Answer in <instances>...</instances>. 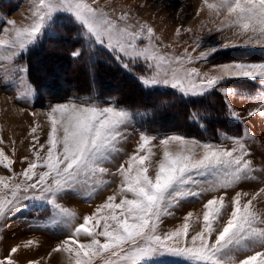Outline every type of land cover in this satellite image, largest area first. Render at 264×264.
Returning <instances> with one entry per match:
<instances>
[{"label":"snow or ice","instance_id":"snow-or-ice-1","mask_svg":"<svg viewBox=\"0 0 264 264\" xmlns=\"http://www.w3.org/2000/svg\"><path fill=\"white\" fill-rule=\"evenodd\" d=\"M203 3L218 18L223 15L227 27L238 29L237 35L247 37L248 43L264 45V0H216L215 3L203 0ZM59 12L70 13L96 44L113 53V58L128 73L140 72L138 80L145 87L164 85L188 97L221 92L228 113L241 123L243 117L230 103L237 93L226 87L225 82L249 79L258 81L264 89V63H225L213 66L215 74L201 73L195 67L184 66L196 62L190 55L181 60L161 54L154 43L152 28L139 25L134 29L127 23L121 24L87 0H37L31 24L17 27L9 20L7 23L11 28L0 29L5 37H9L0 40V47L11 49L10 56L14 61L18 54L38 42ZM127 20L126 15L119 17V21ZM218 47L227 48L228 45ZM216 50L212 47L202 51L198 59L206 61ZM82 55L79 49L71 52L73 58ZM134 65H142V68H134ZM24 72L26 69L18 68L11 75L22 76ZM8 75L5 74V78ZM22 84L21 79L18 87ZM31 91L24 89L23 94L29 95ZM254 99L259 100V107L247 115L264 117V92ZM49 120V149L43 162L36 153V160L29 162L22 174L23 184L9 188L5 178H0V186L11 192V199L0 195V220L24 207L22 201L25 199L50 205L53 209L50 225H61L70 230V235L52 249L54 253L68 254L66 264H95V260L105 253L111 255L107 264H149L164 257L180 258L185 264H264V251H256L239 261L234 259L235 254L250 252L256 245L264 247V217L252 207V201L264 193V187L243 205L241 194H237L231 201L230 211H224L223 197L208 200L204 204L202 228L190 238L191 213L181 227L167 233L159 231L162 217L171 215L172 209L182 201L254 179L255 169L248 158L250 151L242 137H232L230 149L223 143L203 142L180 135L162 138L163 158L154 176L148 174L150 165L146 161H149V155L131 156L129 167L121 165L118 169L122 178L118 191L120 202H115L116 195L109 196L96 213L84 217L83 223L76 226L75 214L59 204L58 199L61 194L75 190L82 180L87 181L98 174L102 177L106 173L103 165L117 152L120 141L126 136L132 113L116 105L101 106L91 99L73 100L52 106ZM152 139L154 137L147 133H141L137 151L143 152ZM170 142L177 144L179 150L171 151ZM5 160V167L10 168L13 162L0 150V163ZM38 167L46 170L36 173ZM202 177L211 178L206 181L207 188L201 182ZM21 191L28 195L18 197ZM101 219L103 229L97 231ZM81 236L86 237L87 242H81ZM101 236L103 243L99 239ZM16 251L12 249V252ZM0 264L4 261L0 260ZM8 264H13L11 258Z\"/></svg>","mask_w":264,"mask_h":264},{"label":"rangeland","instance_id":"rangeland-1","mask_svg":"<svg viewBox=\"0 0 264 264\" xmlns=\"http://www.w3.org/2000/svg\"><path fill=\"white\" fill-rule=\"evenodd\" d=\"M36 2L37 0H0V29H10L11 26L7 23L9 20L14 21L17 27H26L31 24L34 19L33 11ZM87 2L94 7L102 8L111 19L117 20L121 24L127 23L134 29H138L139 25L152 28L155 34L154 43L161 54L181 60L190 55L196 58V62L184 66L195 67L201 73L215 74L213 66L225 63H264V45L248 43L247 37L237 35L238 29L228 28L225 17L222 15L218 18L210 12L203 0H87ZM215 2L216 0H209V3ZM121 15H126L128 20L126 22L119 21ZM12 35L14 36V33ZM5 39H9V37H5L3 31H0V40ZM222 44H227L228 47H218ZM212 47H216L217 50L215 53H211L206 61L198 59L200 52L207 51ZM35 49L37 51H34ZM75 49H79L83 53L78 59L68 56ZM11 51L7 47H0V150H3L8 159L13 162L10 168L5 167L6 160L0 163V178H5L9 188L15 184H23L22 174L28 168L29 162L36 160V153H39L42 158L41 163L46 157L51 129L49 112L52 106L73 100L91 99L101 106L116 105L132 113V123L126 129V136L120 141L117 152L103 165L106 173L102 177L98 174L96 177H90L87 181L82 180L81 185L75 190L61 194L58 199L59 204L75 214L74 224L76 226L83 223L84 217L96 213L98 207L105 204L109 196L116 195L115 202H120L121 197L118 195V191L122 178L118 169L121 165L128 168L131 156L149 155V161H146V164L150 165L148 174L150 177L154 176L155 170L163 158L164 146L160 141L171 135H180L203 142L223 143L229 149L232 147L231 138L240 136L249 148L250 156L248 158L252 160L255 171L253 172L254 179L242 181L228 189L210 190L199 198L182 201L172 209L171 215L162 217L159 225L160 232L167 233L181 227L185 218L191 213L189 219L190 238L202 228L204 204L208 200L214 197H223L226 205L224 211H230L231 201L237 194H241V204L243 205L261 187H264V117H249L247 115L249 111L259 107V100L254 98L264 92L258 81L238 79L225 82L226 87L237 93L231 97L230 103L233 110L243 117V122L234 119L240 124V127L228 129L217 140L200 137L191 132L170 131L164 126L157 130H149L148 127L141 128L139 124L141 117L124 105L128 100L123 98L124 102H119L121 99L118 96L122 93L119 88L133 86L130 82L131 79L122 75V71L126 72V70L113 58V53L110 50L94 42V39L74 20L70 13H57L51 26L39 37L38 42L18 54L14 61L10 56ZM104 62L109 63L108 70L112 74L106 72ZM18 68H24L26 72L22 76L11 75ZM89 68L92 70L89 71ZM134 68H142V65H134ZM79 70L87 74L89 82L92 80L90 73H95V71L100 73L101 71L102 74H98L99 78L103 80L100 85H104L106 90L111 88L110 94L101 96L94 92L87 96L76 98L71 96L64 100L63 98L41 100L43 93L37 90L32 79L43 75L48 86V88H44V91L51 97V95H59L56 92L58 90L76 89V79L81 74ZM5 74H9L8 78H5ZM130 74L139 76L141 73ZM21 79L23 84L18 87ZM117 85L118 88H116ZM156 87L168 86L159 85ZM27 88L32 90L31 94L24 95V89ZM123 91L125 92V88ZM139 96L140 93L137 98ZM202 97L216 105H221L224 110V96L221 92L213 91ZM202 97L183 96L186 101ZM171 98V100L177 101L179 97ZM159 102L163 103L162 100ZM158 107L162 108V105L160 104ZM182 125L181 122L180 127ZM33 128L36 129L35 133L32 132ZM141 133H147L154 139L143 152H138ZM169 149L175 152L179 150V146L170 142ZM45 170L38 167L35 171L41 173ZM200 179L204 187L207 188L206 181L211 178L202 177ZM0 195L11 199V192L2 186H0ZM27 195L28 193L22 191L18 193L20 198ZM129 198H131L130 194ZM22 203L24 207L18 208L10 215L6 214L5 218L0 220V260H3L4 264H8L9 258L13 264H66L68 254L54 253L52 249L70 235V230L61 225H50L53 218V209L50 205L30 199H25ZM252 207L258 215L264 217V193L252 201ZM221 222H223V218ZM102 229L103 220L101 219L97 231H102ZM99 239L102 243L104 242L102 236ZM80 241L87 242V238L81 236ZM13 248L17 251L12 252ZM256 251H264V247L256 245L250 252L235 254L234 259L239 261L246 258L247 255L255 254ZM109 259H111L110 253H105L95 260V264H107ZM149 264H185V262L176 257H164L161 260L149 262Z\"/></svg>","mask_w":264,"mask_h":264},{"label":"trees","instance_id":"trees-1","mask_svg":"<svg viewBox=\"0 0 264 264\" xmlns=\"http://www.w3.org/2000/svg\"><path fill=\"white\" fill-rule=\"evenodd\" d=\"M34 51H37V49H35ZM68 56L71 55L69 54ZM104 64L107 69L106 72L111 73V71L108 70L109 63L104 62ZM91 70L92 69L89 68V71ZM79 71H81V74L76 79V89L72 88V90L70 91H66L65 89L64 91L58 90L56 92H58L59 95H51V97H49L50 95L46 94V91H44V88L46 89L48 88V86L46 84L45 78H43V75L42 77L37 76L32 80L37 90L40 93H43L41 96V100H48L49 98H63L64 100L70 98L71 96L76 98L87 96L93 94L94 92L97 95L101 96H107L110 94L111 88H108L109 90H106L104 85H100L103 80L99 78L98 74H102L101 71L100 73H98V71H95V73L89 72L90 76H92L91 82H89V78L87 74L84 73V71ZM122 75L131 79L130 82H132L133 86H129L128 88L123 86L122 88H119L122 92L121 95L119 94L118 96V98L121 99V101L119 102H124L123 98L128 100L125 102L127 104L124 105L128 107L127 109H132L131 111L135 112V114L141 117V119L139 120L141 128L145 129L146 127H148L149 130H157L159 127L164 126L170 131L178 130L186 133L191 132L200 137L219 140L222 137L223 133L228 131V129H237L238 127H240V124L232 117H230V113H228V111L226 110L225 105L224 110H222L221 105H216L212 101H207L204 97L186 101L184 100L183 96L174 89H171L169 87L147 88L139 82L137 75L134 76L127 71H122ZM118 85L116 86V88L119 87ZM124 88L125 92L123 91ZM137 93L138 95L140 93L139 98H137ZM171 97L179 98L177 99V101H174L171 100ZM161 100L163 103L159 102ZM160 104L162 105V108L158 107V105ZM181 122L183 124L182 127H180Z\"/></svg>","mask_w":264,"mask_h":264},{"label":"bare ground","instance_id":"bare-ground-1","mask_svg":"<svg viewBox=\"0 0 264 264\" xmlns=\"http://www.w3.org/2000/svg\"><path fill=\"white\" fill-rule=\"evenodd\" d=\"M113 85V84H112Z\"/></svg>","mask_w":264,"mask_h":264}]
</instances>
